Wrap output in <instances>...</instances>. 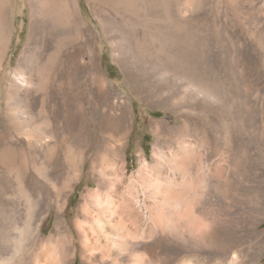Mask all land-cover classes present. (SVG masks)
I'll list each match as a JSON object with an SVG mask.
<instances>
[{
    "label": "bare ground",
    "instance_id": "6f19581e",
    "mask_svg": "<svg viewBox=\"0 0 264 264\" xmlns=\"http://www.w3.org/2000/svg\"><path fill=\"white\" fill-rule=\"evenodd\" d=\"M87 1L101 23L95 0ZM25 9L26 40L16 67L7 75L6 98L20 99L19 113L29 120L38 118L42 131L50 134L49 81L59 72L78 76L88 63L96 67L94 32L85 27L79 0H18L17 7L14 0H0V72L10 41V21L23 20ZM189 69L182 71L185 86L180 91L202 96L203 102L194 109L200 116L213 115L217 123L211 125L202 116V126L195 125L193 145L186 140L193 151L184 157L186 168L181 163L183 168H167L170 179L162 165L165 155L172 157L173 152L160 153L153 144L152 166L139 149V168L128 177L124 141L130 108L123 106L114 121L91 123L96 131L106 127L116 132L120 140L98 163L93 159L94 188L83 191L75 210H69L70 195L94 148L90 136L84 152L68 148L64 157L68 177L63 184L52 185L50 191L41 189L34 200L20 183L17 196L0 204V264H259L264 234L257 227L264 221V216L258 218L264 207L258 199L263 197L259 186L264 174L255 166L242 173V159L264 163V150L242 153L241 132L237 147L233 146L234 138L225 130L232 110L225 88ZM159 125L151 123L154 133ZM214 156L223 163L222 177L229 181L225 191L216 185L207 165ZM196 169L205 174L204 179H188ZM242 175L248 177L246 195L257 203L251 207L255 221L251 231L240 223ZM53 213L52 229L46 233L44 225Z\"/></svg>",
    "mask_w": 264,
    "mask_h": 264
},
{
    "label": "rangeland",
    "instance_id": "374dc122",
    "mask_svg": "<svg viewBox=\"0 0 264 264\" xmlns=\"http://www.w3.org/2000/svg\"><path fill=\"white\" fill-rule=\"evenodd\" d=\"M14 1L17 7L18 0ZM95 3L101 23L92 14L88 1L79 0L85 27L94 32L96 67L88 63L78 76L59 72L51 77L46 105L52 123L50 134L42 131L38 118L29 120L19 113L20 99L6 98L7 75L16 67L26 40V9L23 20L17 17L10 21V41L0 72V204L17 196L20 183L34 200L41 189L50 191L52 185L63 184L68 177L64 163L68 148L84 152L90 136L94 148L70 195L69 210H75L83 191L94 188L92 162L98 163L120 140L116 132L106 127L96 131L91 123L114 121L125 105L130 108L126 119L129 133L124 141L127 176L139 168L138 150L151 162L156 144L160 153L173 152L172 157L165 155L162 165L169 177V169L182 167L193 154L186 142L191 143L195 125L203 123L204 115L194 109L203 102L202 96L180 91L185 86L182 71L186 67L204 76L210 84L225 88L232 109L225 130L234 138L233 146L237 147L241 132L242 153L264 150V0H95ZM205 116L211 125L217 123L213 115ZM155 121L160 125L154 133L151 123ZM253 159H242V173L255 166L264 174V163ZM174 161L176 165L172 164ZM207 165L211 166L219 189H229V181L222 177L223 163L219 157H212ZM197 170H192L194 173L188 179H204L205 174ZM247 181L248 177L242 175L239 216L242 229L251 231L255 222L250 216L251 207L257 203L246 195ZM259 190L263 197L258 201L264 207V183ZM70 219L67 218L69 222ZM53 220L54 213L44 225L46 233L52 229ZM257 229L264 234V221ZM259 264H264V250Z\"/></svg>",
    "mask_w": 264,
    "mask_h": 264
}]
</instances>
